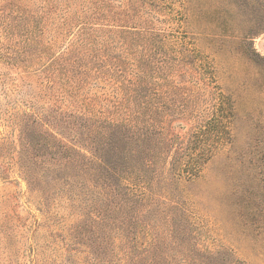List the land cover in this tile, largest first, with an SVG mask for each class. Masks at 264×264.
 I'll list each match as a JSON object with an SVG mask.
<instances>
[{
	"label": "rangeland",
	"instance_id": "obj_1",
	"mask_svg": "<svg viewBox=\"0 0 264 264\" xmlns=\"http://www.w3.org/2000/svg\"><path fill=\"white\" fill-rule=\"evenodd\" d=\"M216 109L229 135L210 130L200 177L174 180ZM138 112L165 140L148 175L163 202L139 213L163 264H264V0H0V264H135L74 160Z\"/></svg>",
	"mask_w": 264,
	"mask_h": 264
},
{
	"label": "trees",
	"instance_id": "obj_2",
	"mask_svg": "<svg viewBox=\"0 0 264 264\" xmlns=\"http://www.w3.org/2000/svg\"><path fill=\"white\" fill-rule=\"evenodd\" d=\"M222 97L220 93L217 94L219 106L226 105L221 100ZM138 101L136 104L138 103L139 107L149 108L147 100L138 99ZM219 113L218 109L214 112L212 110L208 120L201 123L200 126L194 127L187 151L183 157H178L170 164V174L174 180H184L188 183L194 182L200 177L204 163L215 152V150H211V144H206V141H209L206 138L210 130L214 134L213 138L218 140L216 143H223L222 140H226V138L223 139V136L229 135L226 131L229 130L231 122L226 120L227 117L220 116ZM145 117V114L138 112L120 124L107 126L109 133L100 136L102 146L95 148L98 156L89 157L86 154L75 152L76 160L74 161H79L81 165L84 163L86 166L89 165L92 174L98 177L102 187L108 191L105 193L111 197V200L108 202L106 210L97 212L96 218L101 221L106 219L111 223L118 221L119 229L123 233L130 234L128 249H132L131 254L135 255L134 263L163 264L165 257L154 253L159 248L157 241L159 238L151 237L150 229L139 216L144 208L152 207L160 200L163 202L160 192L153 186L152 177L148 175L156 174L154 168H158L162 157H160V151L157 155L155 150H161L165 140L161 137L162 131L157 128V124L149 125L146 123L149 120L142 122L146 119ZM147 118L152 120L151 116ZM158 134L160 136H156ZM199 149L200 153H193ZM178 206L177 203H174L175 208ZM165 209L168 208L165 207ZM239 216L242 218L241 223L246 228H252V232L259 231L263 226L257 219L259 225L255 222L247 226V221L254 220L249 219L252 217L251 213L239 214ZM168 223L171 227L170 219ZM168 238L171 239V243H176L174 236L171 235ZM150 252L152 253L150 254Z\"/></svg>",
	"mask_w": 264,
	"mask_h": 264
}]
</instances>
